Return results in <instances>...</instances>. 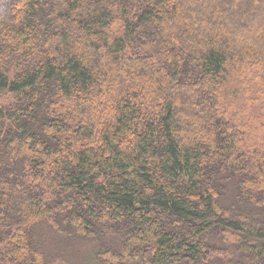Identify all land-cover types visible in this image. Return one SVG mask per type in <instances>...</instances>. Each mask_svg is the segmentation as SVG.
I'll use <instances>...</instances> for the list:
<instances>
[{"label": "trees", "instance_id": "1", "mask_svg": "<svg viewBox=\"0 0 264 264\" xmlns=\"http://www.w3.org/2000/svg\"><path fill=\"white\" fill-rule=\"evenodd\" d=\"M46 232L264 264V0H0V264Z\"/></svg>", "mask_w": 264, "mask_h": 264}, {"label": "rangeland", "instance_id": "2", "mask_svg": "<svg viewBox=\"0 0 264 264\" xmlns=\"http://www.w3.org/2000/svg\"><path fill=\"white\" fill-rule=\"evenodd\" d=\"M71 233L63 234L66 240L62 242L57 236L46 232V247L61 256L66 264H97L95 256L100 251L103 242L117 248L116 242L111 238L82 241L73 232ZM60 246H62L61 250L55 248Z\"/></svg>", "mask_w": 264, "mask_h": 264}]
</instances>
